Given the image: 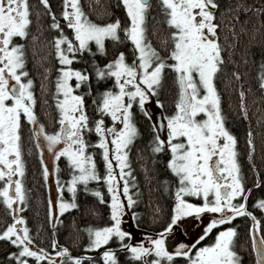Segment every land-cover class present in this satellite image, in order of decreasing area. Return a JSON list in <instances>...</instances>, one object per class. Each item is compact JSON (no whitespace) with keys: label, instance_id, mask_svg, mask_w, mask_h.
<instances>
[{"label":"snow or ice","instance_id":"6c2138e0","mask_svg":"<svg viewBox=\"0 0 264 264\" xmlns=\"http://www.w3.org/2000/svg\"><path fill=\"white\" fill-rule=\"evenodd\" d=\"M39 2L50 17L48 27L57 33L50 41L60 65L53 95L58 126L53 131H47L38 118L34 82L26 69L25 45L14 40L29 37L32 8L28 0H0V204L10 216V222L0 229V239L16 248L8 253L9 260L14 264H120L118 248L132 264H241L235 250L237 232L231 224L237 217H247L255 264H264V198H257L252 205L261 212L258 217L247 204L251 188L245 187L237 159V137L226 124L215 84L224 62L217 31L219 0H155L167 26V35L160 41L163 54L147 36L153 0H119L125 20L116 17L105 23L90 20L79 0H62V22L50 0ZM240 9L246 13L257 11L244 0H237L235 9L228 10L238 13ZM36 16L39 19V12ZM152 19L157 21L156 13ZM31 38L35 40L36 36ZM109 42L127 44L132 58L120 50L105 62L98 61L97 55L108 57ZM85 53L91 58V71L72 66L74 61L83 60ZM167 75L176 88L171 112L162 111L165 105L160 98ZM233 75L239 79V73ZM93 80L111 84L96 91L91 101L95 115L90 118L85 95L92 97ZM259 86L264 90V65ZM239 95L240 111L247 119L245 93L240 91ZM148 102L156 105V112L147 106ZM137 113L151 129L148 149L153 161L157 155L163 157L167 179L162 183L172 203L159 223V231L133 243V234L122 224L126 211L136 203L130 192L134 185L129 181H135V177L131 176L129 150L140 135ZM22 121L31 126L45 183L50 175L56 177L57 195L47 201L50 223H60L59 214L79 207L76 198L81 190L108 206L110 223L84 229L88 235L86 252L101 250L95 259L86 254L73 255L67 246L58 243L55 231L50 241L54 251L37 245L26 217L19 215L28 207L23 182ZM93 133L95 139L90 141L87 136ZM252 135L249 130V160L254 151ZM44 148L51 157V168L45 162ZM97 149L103 173L98 170ZM61 158L69 169V178L63 182L58 175ZM252 167L255 171V165ZM101 181L107 199L99 186ZM91 182H97V186H90ZM259 186L257 173L253 187ZM65 189L70 198H65ZM132 218L136 220V213ZM193 227L199 228L198 233L184 240ZM110 241H115L116 248L106 247Z\"/></svg>","mask_w":264,"mask_h":264},{"label":"trees","instance_id":"16d2710c","mask_svg":"<svg viewBox=\"0 0 264 264\" xmlns=\"http://www.w3.org/2000/svg\"><path fill=\"white\" fill-rule=\"evenodd\" d=\"M28 2L32 8L29 37L24 40L19 37L14 39L16 42L25 45L26 69L29 77L34 82L32 90L36 98L35 111L43 119L40 122L45 125L46 130L53 131L57 126L56 120L58 119L53 99L58 63L50 41L52 36L57 33L48 27L50 17L45 15L43 5L40 4L39 0H28ZM79 2L88 18L96 23H105L116 17H119L123 22L126 18L119 0H79ZM236 3L237 0H219L220 7L217 9V22L220 27L217 31L224 62L220 66L215 84L221 96V107L226 117V124L237 137V159L241 165V175L245 187L251 188L247 204L249 209L259 217L262 215L261 212L259 209L252 208V205L257 198H264V93L259 86L261 66L264 65V11H260L264 9V0H244V3L257 10H250L247 13L243 9H240L238 13L228 10L235 9ZM50 5L62 22V17L59 16L62 9V0H50ZM37 12H39V19L36 16ZM153 13H156L157 21H153ZM154 29L155 31H153ZM33 35L36 36L35 40L31 38ZM166 35L167 26L163 23V17L155 6V0H153V8L150 10L147 19V36L153 46L162 54L165 49L161 46L160 41ZM120 50L125 51L128 55L131 54V49L127 44L117 46L109 42L108 57L97 55V60L103 63ZM72 66L87 68L91 71V58L85 53L84 59L74 61ZM45 69H48V71L45 72ZM234 72L239 73V79L235 78ZM110 84L111 81L106 85L104 83L97 84L93 80L92 97L85 95L88 108L91 107L94 110L91 101L95 97L96 91L98 89L103 90ZM165 87H170V90L176 94V88L170 75L166 76ZM77 91L85 90L79 89ZM240 91L245 93L244 105L247 110V119L243 117L240 111ZM137 117L142 119L140 115ZM30 127L22 121L20 129L21 147L22 158L25 162L23 182L28 194V207L24 208L19 215L26 217V224L37 245L44 247L46 250L54 251L50 247V241L53 238L52 233L55 231V239L59 244L67 246L73 255L86 254L95 259L101 250L86 252L84 245L88 242V235L84 229L89 226H104L106 223H110L107 205L99 203L86 193L79 194L76 198L79 207L62 213L59 216L61 222H55V229H53V224L49 222L47 217V189L42 176L38 151L35 148V142L31 138ZM249 130L253 134L254 144L251 160H249L247 145ZM138 145V142L135 141L132 146L131 160L134 164L133 169H135L136 174H139V178L145 177L143 187L141 181L139 182L136 179V174L132 173L136 177L138 190L143 188L149 191L145 194L149 202L148 207L132 209V212L140 217L139 220L136 219V225H139L137 227H147L148 223L159 226L160 221L164 219L169 209L168 201L164 202L166 195L163 194L162 197L160 192L155 190L160 185L162 186L163 178L160 179V177L165 176L167 179L165 166L163 160L160 162L155 158V162L153 161L152 153L148 147L141 145L138 148ZM62 163L58 175L63 182L67 179L69 169L65 161ZM253 165H255V171ZM257 173L260 178V186L253 187L257 182ZM157 209H159V212L156 211ZM157 216L160 217V220H154V217ZM8 222H10V216L7 215L4 206L0 204V229L5 227ZM249 222L250 220L247 217H239L236 220L235 245L237 249L239 248L240 254L245 257L246 264H255L251 249V238L248 233ZM113 243V241H110L106 247L114 248ZM14 251H16L15 246L7 240L0 239V264H14V261H10L8 257V253ZM116 254L120 264H132L127 259L125 252L117 251ZM84 264H86V261H84Z\"/></svg>","mask_w":264,"mask_h":264},{"label":"rangeland","instance_id":"374dc122","mask_svg":"<svg viewBox=\"0 0 264 264\" xmlns=\"http://www.w3.org/2000/svg\"><path fill=\"white\" fill-rule=\"evenodd\" d=\"M130 57H131V54H130ZM56 59V58H55ZM58 63V62H57ZM60 67V65L58 64V68ZM174 91H171L170 90V87H165V90L162 92V94H161V99L164 101V105H165V108L162 110V111H165V112H171L172 110H173V107H174V104H173V102H174V100H175V94L173 93ZM54 93H55V89H54ZM263 93H264V90H263ZM55 102V101H54ZM86 103V102H85ZM86 106H87V104H86ZM147 106L153 111V112H156L157 111V109H156V105L153 103V102H148V104H147ZM87 108H88V106H87ZM92 110V111H91ZM55 111H56V113H57V110L55 109ZM87 111H88V114L90 115V118H92L94 115H95V113H94V110H93V108H91V107H89L88 109H87ZM141 116V115H140ZM57 117H58V113H57ZM142 117V116H141ZM135 120H136V122H137V125H138V128H139V130H140V135L136 138V140H134L133 141V143H132V145H130V150H129V162H130V167H131V176H134L135 177V175L134 174H136L135 173V169H133L134 168V164L132 163V160H131V158H132V149H133V145H134V143H135V141H137L138 142V148H140L141 147V145H143V146H146V147H148V141L151 139V129L148 127V122H146V120H142V119H139V117H135ZM107 122V121H106ZM58 126V125H57ZM87 139H89L90 141L91 140H94L95 139V134L93 133V134H91V135H88L87 136ZM38 151V150H37ZM97 151V155H96V161H97V166H98V170L101 172V173H103V162H102V160H101V157H100V155H99V150L97 149L96 150ZM139 151H141L140 149H139ZM43 155H44V159H45V162H46V164L51 168L52 167V160H51V157H50V155L48 154V152H47V149L46 148H44V150H43ZM38 156L40 157V153H39V151H38ZM156 159H158L160 162H161V160H163V157L162 156H160L159 157V155H157L156 156ZM60 160H62V162L63 161H65L64 160V158H61ZM63 164V163H62ZM60 165V164H59ZM134 174H133V173ZM165 172H166V170H165ZM164 172V173H165ZM163 173V174H164ZM139 174H136V179H138L139 180V182L140 183H142L141 185H142V187L144 186L143 185V181H144V178L142 177V178H139L140 176H138ZM165 175V174H164ZM67 179L69 178V171H68V173H67V177H66ZM136 179H135V181H129L131 184H133L134 186L133 187H131L130 188V192L133 194V198H134V200L136 201V203L133 205V207L131 208V209H129V210H127L126 211V214H125V216H124V218H123V224H122V227L125 229V230H127V231H129V232H131L132 234H133V240H132V242L133 243H135L136 241H138V240H144L145 239V236L146 235H148V234H151V233H154V232H158L159 231V226H156V225H154V224H149L148 223V226L147 227H142V228H139V227H137V225H136V220L134 221L133 220V218H132V214H131V210L132 209H136V208H140V209H142V207H148V202H149V199H146V195L145 194H147L149 191H146L145 189H143V188H141V190H138V188H137V182H136ZM166 178H163V181L165 180ZM162 181V182H163ZM62 182V181H61ZM44 183H45V181H44ZM162 184V186L160 185V187L159 188H156L155 190L156 191H159L160 192V195L162 196L163 194H165L166 195V199L164 200V202H167L168 201V208L170 207V205H171V203H172V197H171V195H170V193L169 192H165V190H164V187H163V183H161ZM90 186H92V187H95V186H97V182H91V185ZM99 186H100V188H101V191H103L104 193H105V198L107 199V191H106V189L103 187V182L101 181V182H99ZM45 188L47 189V200L48 199H55V197H56V195H57V193H56V177L55 176H52V175H50V177H49V181H48V183L46 184L45 183ZM82 193H84V192H82V190L81 191H78V193H77V196H79V194H82ZM64 195H65V198H70V195L71 194H69V193H67V191H66V189L64 190ZM86 195H90V196H92L91 194H86ZM93 198H95L94 196H92ZM143 197V198H142ZM163 197V196H162ZM96 199V198H95ZM189 199H195V198H189ZM97 200V199H96ZM98 201V200H97ZM165 204V203H164ZM107 208H108V206H107ZM143 208V209H144ZM168 211H169V209H168ZM64 213H66V212H64ZM168 213V212H167ZM61 214H59V216H60ZM167 215V214H166ZM165 215V216H166ZM108 217H109V214H108ZM139 218L140 217H137L136 216V219L137 220H139ZM242 218V217H241ZM239 219V217L237 218V220ZM56 221H52L51 223L53 224V223H55ZM250 223V222H249ZM249 226H250V224H249ZM249 226H248V228H249ZM198 231H199V228H197V227H193V228H190L189 229V235H184L183 236V239L184 240H191V239H193L194 237H195V235L198 233ZM236 238V237H235ZM234 238V239H235ZM209 238H206V241L208 240ZM206 241H203L202 243H204V242H206ZM114 243H113V245H114V248H116V243H115V241H113ZM235 247H236V245H235ZM239 252H240V250H239V248L237 249ZM117 251L118 252H122V251H120L118 248H117ZM116 251V252H117ZM241 255V254H240ZM253 255H254V252H253ZM254 262H255V255H254ZM86 264H88V261H86Z\"/></svg>","mask_w":264,"mask_h":264},{"label":"flooded vegetation","instance_id":"af4514ba","mask_svg":"<svg viewBox=\"0 0 264 264\" xmlns=\"http://www.w3.org/2000/svg\"><path fill=\"white\" fill-rule=\"evenodd\" d=\"M15 40V39H14ZM37 113V112H36ZM37 115H38V118H39V120H41L42 118H40L39 117V114L37 113ZM90 116V115H89ZM43 120V119H42ZM162 178H165V176H162V177H160V179H162ZM238 218V217H237ZM237 218H235L234 219V221L232 222V224H231V226H233V227H235V223H236V220H237ZM215 231V230H214ZM236 231H237V229H236ZM212 234H210V236H211ZM236 237V236H235ZM235 240V239H234ZM203 242V241H202ZM201 242V243H202ZM235 250L238 252V254H239V256H240V261H241V264H246V261H245V257L241 254L240 255V252L237 250V247H235Z\"/></svg>","mask_w":264,"mask_h":264},{"label":"bare ground","instance_id":"6f19581e","mask_svg":"<svg viewBox=\"0 0 264 264\" xmlns=\"http://www.w3.org/2000/svg\"><path fill=\"white\" fill-rule=\"evenodd\" d=\"M127 55H128V54H127ZM128 58L131 59L132 57H130V55H128ZM57 69H58V68H57ZM35 106H36V104H35ZM138 115H140V114L137 113L135 117H137ZM40 118H41V117H40ZM142 120H146V119H144V118L142 117ZM40 121H42V119H41ZM146 122H148V121L146 120ZM41 123H42V122H41ZM56 127H57V126H56ZM134 144H135V143H134ZM147 151H148V149H147ZM38 157H39V156H38ZM39 158H40V157H39ZM58 163H59V164H62V161L59 160ZM62 165H63V164H62ZM77 198H78V196H77ZM76 201H77V199H76ZM132 213H133V212H132V210H131V214H132ZM51 224H52V223H51ZM53 224H54V223H53Z\"/></svg>","mask_w":264,"mask_h":264},{"label":"water","instance_id":"95a60500","mask_svg":"<svg viewBox=\"0 0 264 264\" xmlns=\"http://www.w3.org/2000/svg\"><path fill=\"white\" fill-rule=\"evenodd\" d=\"M254 255H255V253H254Z\"/></svg>","mask_w":264,"mask_h":264}]
</instances>
